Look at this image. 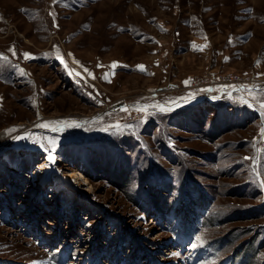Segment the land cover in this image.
<instances>
[{
  "label": "rangeland",
  "instance_id": "obj_1",
  "mask_svg": "<svg viewBox=\"0 0 264 264\" xmlns=\"http://www.w3.org/2000/svg\"><path fill=\"white\" fill-rule=\"evenodd\" d=\"M0 57V264H264V0H0Z\"/></svg>",
  "mask_w": 264,
  "mask_h": 264
},
{
  "label": "bare ground",
  "instance_id": "obj_2",
  "mask_svg": "<svg viewBox=\"0 0 264 264\" xmlns=\"http://www.w3.org/2000/svg\"><path fill=\"white\" fill-rule=\"evenodd\" d=\"M73 120H61L57 121V125L61 127L70 126L73 124ZM56 125V126H57ZM34 136V135H33ZM54 156V162H50L49 159H47L46 163L41 167L39 171H37L33 176L36 177L39 181L45 182L46 180L49 181L52 178L53 172L59 171L58 167L59 164L62 162L61 158L59 156ZM58 173V172H57ZM61 180L59 181V184H53L50 183L52 186L54 185L56 189H59L61 187H67L70 186L74 189H80L83 187L89 188V182L88 179L80 172L77 171H70L65 174L60 173Z\"/></svg>",
  "mask_w": 264,
  "mask_h": 264
},
{
  "label": "built area",
  "instance_id": "obj_3",
  "mask_svg": "<svg viewBox=\"0 0 264 264\" xmlns=\"http://www.w3.org/2000/svg\"><path fill=\"white\" fill-rule=\"evenodd\" d=\"M235 80V78L233 77V76H231L230 78H229V81L230 82H233ZM213 81V80H212ZM211 81V82H212ZM215 81L217 82V79H215ZM232 96H234V90L232 89V88H228L226 91H225V97H232ZM242 97H243V99H246L247 97L246 96H244V95H242ZM255 114H256V117L258 118V119H260V120H262V130H264V116H263V114H262V112L259 110V109H257L256 110V112H255Z\"/></svg>",
  "mask_w": 264,
  "mask_h": 264
},
{
  "label": "snow or ice",
  "instance_id": "obj_4",
  "mask_svg": "<svg viewBox=\"0 0 264 264\" xmlns=\"http://www.w3.org/2000/svg\"><path fill=\"white\" fill-rule=\"evenodd\" d=\"M199 50L202 51L203 48H201V49H199ZM13 54L15 55V51H14V50H13ZM24 55H25V58H26V59L30 58L29 55H28L27 53H25ZM58 58L61 59V63L64 62L62 57H58ZM0 59L6 60L7 58H6V57H0ZM110 67H112V68H116L117 65H116V64H113V65H111ZM139 70H140V71H144L145 69H144L143 66H139ZM109 82H110V81H109ZM260 107H261L262 109H264V104H261ZM42 127H48V125H42ZM52 130L55 131L56 129L53 128ZM262 135H264V132H262ZM48 159H49L50 162H54V159H55V158H54V156L49 155ZM194 246H195V245H194Z\"/></svg>",
  "mask_w": 264,
  "mask_h": 264
}]
</instances>
